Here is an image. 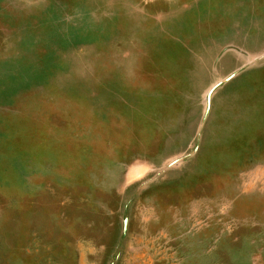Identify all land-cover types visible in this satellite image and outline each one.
<instances>
[{
	"label": "rangeland",
	"instance_id": "1",
	"mask_svg": "<svg viewBox=\"0 0 264 264\" xmlns=\"http://www.w3.org/2000/svg\"><path fill=\"white\" fill-rule=\"evenodd\" d=\"M0 264H264V0H0Z\"/></svg>",
	"mask_w": 264,
	"mask_h": 264
}]
</instances>
